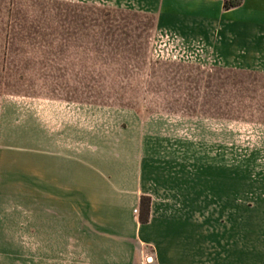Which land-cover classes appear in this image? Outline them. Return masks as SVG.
Segmentation results:
<instances>
[{"label": "crops", "instance_id": "1", "mask_svg": "<svg viewBox=\"0 0 264 264\" xmlns=\"http://www.w3.org/2000/svg\"><path fill=\"white\" fill-rule=\"evenodd\" d=\"M58 1L150 17L153 61L264 74V0L229 9L224 0ZM120 108L40 100L39 122L25 124L24 153L26 179L40 189V228L48 230L59 203L71 210L72 229L75 205L78 228L86 156L88 175L116 166L115 176L103 175L94 203L111 219L127 221L121 226L135 251L151 254L145 264H240V203L254 186L240 180L234 119ZM143 198L149 199L146 221L134 212ZM27 228L31 233V217Z\"/></svg>", "mask_w": 264, "mask_h": 264}, {"label": "rangeland", "instance_id": "2", "mask_svg": "<svg viewBox=\"0 0 264 264\" xmlns=\"http://www.w3.org/2000/svg\"><path fill=\"white\" fill-rule=\"evenodd\" d=\"M150 29V17L133 12L0 0V264H145L151 256L135 251L121 226L126 220L94 203L103 175L115 176L116 166L88 175L86 156L78 228L75 205L72 229L62 203L53 205L48 233L40 228V189L26 179L24 153L26 125L39 122L41 99L234 119L240 180L254 186L240 203V264H264V74L153 61Z\"/></svg>", "mask_w": 264, "mask_h": 264}, {"label": "trees", "instance_id": "3", "mask_svg": "<svg viewBox=\"0 0 264 264\" xmlns=\"http://www.w3.org/2000/svg\"><path fill=\"white\" fill-rule=\"evenodd\" d=\"M241 0H224V8L229 9L239 5ZM141 209L143 210V215L141 216V221H146L149 213V199L143 198L141 202Z\"/></svg>", "mask_w": 264, "mask_h": 264}, {"label": "built area", "instance_id": "4", "mask_svg": "<svg viewBox=\"0 0 264 264\" xmlns=\"http://www.w3.org/2000/svg\"><path fill=\"white\" fill-rule=\"evenodd\" d=\"M134 212L136 213L137 212V209H134Z\"/></svg>", "mask_w": 264, "mask_h": 264}]
</instances>
